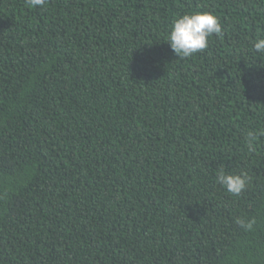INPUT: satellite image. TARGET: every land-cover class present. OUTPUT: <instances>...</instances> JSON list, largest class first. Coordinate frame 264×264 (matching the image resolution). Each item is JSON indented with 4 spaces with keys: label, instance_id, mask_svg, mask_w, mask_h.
<instances>
[{
    "label": "trees",
    "instance_id": "obj_1",
    "mask_svg": "<svg viewBox=\"0 0 264 264\" xmlns=\"http://www.w3.org/2000/svg\"><path fill=\"white\" fill-rule=\"evenodd\" d=\"M192 11L224 34L181 59ZM261 35L264 0H0V264H264Z\"/></svg>",
    "mask_w": 264,
    "mask_h": 264
},
{
    "label": "clouds",
    "instance_id": "obj_2",
    "mask_svg": "<svg viewBox=\"0 0 264 264\" xmlns=\"http://www.w3.org/2000/svg\"><path fill=\"white\" fill-rule=\"evenodd\" d=\"M28 7H43L47 0H25ZM223 27L219 18L210 11H192L177 14L170 23L166 33V41L181 59L192 57L209 46V38H222ZM251 51L264 56V35L256 38ZM264 136V129L253 128L245 134L244 145L249 153L257 151V139ZM251 177L245 171H225L223 167L215 172V184L233 196L239 194L250 183ZM236 223L245 231H252L257 224L254 218H237Z\"/></svg>",
    "mask_w": 264,
    "mask_h": 264
}]
</instances>
